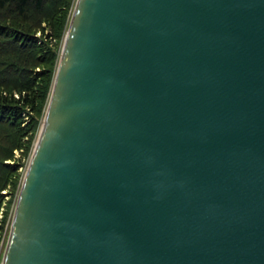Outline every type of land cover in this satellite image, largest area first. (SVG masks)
Returning a JSON list of instances; mask_svg holds the SVG:
<instances>
[{
	"label": "water",
	"instance_id": "water-1",
	"mask_svg": "<svg viewBox=\"0 0 264 264\" xmlns=\"http://www.w3.org/2000/svg\"><path fill=\"white\" fill-rule=\"evenodd\" d=\"M1 264H264V0H76Z\"/></svg>",
	"mask_w": 264,
	"mask_h": 264
},
{
	"label": "trees",
	"instance_id": "trees-1",
	"mask_svg": "<svg viewBox=\"0 0 264 264\" xmlns=\"http://www.w3.org/2000/svg\"><path fill=\"white\" fill-rule=\"evenodd\" d=\"M75 1L0 0V202L16 169L5 161L25 145L48 103L61 46L42 35L48 28L51 38L65 36Z\"/></svg>",
	"mask_w": 264,
	"mask_h": 264
},
{
	"label": "rangeland",
	"instance_id": "rangeland-1",
	"mask_svg": "<svg viewBox=\"0 0 264 264\" xmlns=\"http://www.w3.org/2000/svg\"><path fill=\"white\" fill-rule=\"evenodd\" d=\"M50 30L46 28L44 35H42L45 39L49 40L51 44H55L57 46H61L63 44V39L59 41L56 38H51L48 36ZM39 35V33H37ZM65 35V34H64ZM60 47V48H61ZM39 70V69H37ZM47 105V104H46ZM46 105L43 108V112L40 116L37 117L38 125L32 132H30L27 136L24 137L25 145L21 148H17L13 151V156L10 159H7L5 162L16 167L14 173L11 177L10 183L1 191V202H0V264L2 260V255L4 252V248L6 245L8 232L10 228V222L12 219V214L15 206V202L17 199V195L21 186V182L23 180L25 170L27 168L30 156L32 154L40 127L42 125V121L45 114ZM23 114V118L25 122L28 120V112L29 109ZM24 125V124H23ZM23 141V142H24Z\"/></svg>",
	"mask_w": 264,
	"mask_h": 264
}]
</instances>
